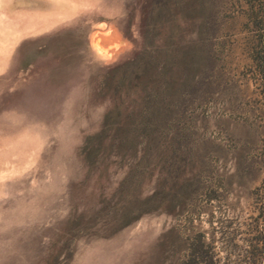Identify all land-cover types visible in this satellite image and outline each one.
<instances>
[{"label":"rangeland","instance_id":"1","mask_svg":"<svg viewBox=\"0 0 264 264\" xmlns=\"http://www.w3.org/2000/svg\"><path fill=\"white\" fill-rule=\"evenodd\" d=\"M144 50L199 84L133 191L169 200L121 224L141 155L83 148ZM0 264H264V0H0Z\"/></svg>","mask_w":264,"mask_h":264},{"label":"trees","instance_id":"2","mask_svg":"<svg viewBox=\"0 0 264 264\" xmlns=\"http://www.w3.org/2000/svg\"><path fill=\"white\" fill-rule=\"evenodd\" d=\"M161 54L160 51L154 53L144 50L136 59L109 71L106 86L111 93V108L104 117L101 130L87 137L83 148L85 151L90 148L89 159L105 155L108 151L122 155L124 150L130 148L134 149L136 158L141 155L137 162L128 167L126 177L113 195L118 196L120 202L123 200L117 223L123 217L127 220L132 216L126 222L129 223L143 214L158 211L169 200L172 188L170 185L165 186L164 178L159 179L156 190L150 196L142 199L134 197L133 191L138 189L136 186L141 185L145 175L153 169V160L156 159L158 163L164 160L162 155L165 145H161V141L166 137L167 128H170L168 115H181L184 106L190 102L188 107H191L196 100L186 91L188 88H197L199 82H171V74L167 75L168 64L160 72L156 70L159 66L154 64L158 63L160 57L159 62H162ZM182 128L179 132L181 138L188 137L191 132ZM109 207L110 203H107L104 209Z\"/></svg>","mask_w":264,"mask_h":264}]
</instances>
